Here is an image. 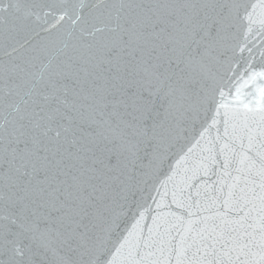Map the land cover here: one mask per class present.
Returning a JSON list of instances; mask_svg holds the SVG:
<instances>
[{"label": "snow or ice", "instance_id": "obj_1", "mask_svg": "<svg viewBox=\"0 0 264 264\" xmlns=\"http://www.w3.org/2000/svg\"><path fill=\"white\" fill-rule=\"evenodd\" d=\"M0 264H264V0H0Z\"/></svg>", "mask_w": 264, "mask_h": 264}, {"label": "water", "instance_id": "obj_2", "mask_svg": "<svg viewBox=\"0 0 264 264\" xmlns=\"http://www.w3.org/2000/svg\"><path fill=\"white\" fill-rule=\"evenodd\" d=\"M244 55H247V53H244ZM241 67H242V65H241ZM198 131H199V129H197V133H198ZM170 162H171V163H174V159H173L172 161H170ZM166 170H167V164H165L163 171L166 172ZM160 178L163 179L164 176L161 175ZM130 223H131V220L128 221V225H129V226H130ZM121 227L123 228L124 225H121Z\"/></svg>", "mask_w": 264, "mask_h": 264}]
</instances>
